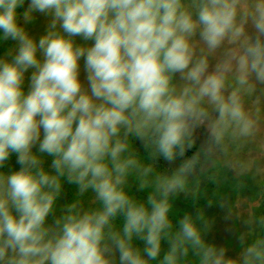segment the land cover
<instances>
[{
    "label": "clouds",
    "instance_id": "9594fccd",
    "mask_svg": "<svg viewBox=\"0 0 264 264\" xmlns=\"http://www.w3.org/2000/svg\"><path fill=\"white\" fill-rule=\"evenodd\" d=\"M41 16L37 38L29 26ZM7 42L0 264H187L190 252L197 264H264V237L229 258L192 215H170L202 155L260 129L264 0H0ZM198 131L205 140L185 158ZM161 159L180 164L159 172ZM130 177L151 188L145 201L126 191ZM65 182L96 206L77 199L57 215Z\"/></svg>",
    "mask_w": 264,
    "mask_h": 264
},
{
    "label": "rangeland",
    "instance_id": "374dc122",
    "mask_svg": "<svg viewBox=\"0 0 264 264\" xmlns=\"http://www.w3.org/2000/svg\"><path fill=\"white\" fill-rule=\"evenodd\" d=\"M18 11L22 12L23 9ZM45 26V18L41 16L29 26V31L38 38L44 33ZM77 42L83 43L79 39ZM11 45L12 42H7L0 46V54ZM81 78L83 79V73ZM260 107V129L256 137L242 144L231 145L227 154L217 151L208 157L202 155L195 173L189 177L187 194L180 193L172 199L170 215L174 223L185 214L192 215L202 228L204 239L218 248H224L229 258H238L244 245L258 237H264V226L259 224V220L264 218V103ZM196 138V146L186 153L185 158L191 157L200 149L205 135L198 131ZM132 145L144 163H151L139 142L133 140ZM50 163L51 159H46L45 167L48 168ZM11 164L18 169L15 156L12 157ZM179 164V160L170 165L161 159L155 164V168L159 172H170ZM137 189V182L130 177L126 191L137 200L145 201L151 188L143 191ZM93 195L89 191L82 197L78 196L76 186L65 182L56 205V214H60L59 209L63 205L77 199L85 208L95 207L92 203ZM122 223V218L115 221L117 228L122 227ZM250 227L255 231H250ZM241 238L244 244L241 243ZM135 243L143 248L142 242ZM162 248L166 251L167 245L162 244ZM197 259L190 252L187 264H197Z\"/></svg>",
    "mask_w": 264,
    "mask_h": 264
}]
</instances>
